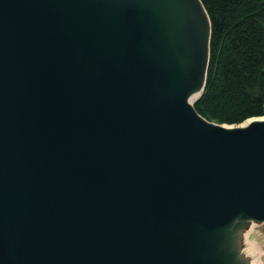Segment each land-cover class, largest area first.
Wrapping results in <instances>:
<instances>
[{"label":"water","instance_id":"water-1","mask_svg":"<svg viewBox=\"0 0 264 264\" xmlns=\"http://www.w3.org/2000/svg\"><path fill=\"white\" fill-rule=\"evenodd\" d=\"M208 18L192 105L156 0H0V264L235 261L221 230L264 222V116L196 110Z\"/></svg>","mask_w":264,"mask_h":264},{"label":"trees","instance_id":"trees-1","mask_svg":"<svg viewBox=\"0 0 264 264\" xmlns=\"http://www.w3.org/2000/svg\"><path fill=\"white\" fill-rule=\"evenodd\" d=\"M212 26L206 86L195 108L209 121L264 116V0H201Z\"/></svg>","mask_w":264,"mask_h":264},{"label":"bare ground","instance_id":"bare-ground-1","mask_svg":"<svg viewBox=\"0 0 264 264\" xmlns=\"http://www.w3.org/2000/svg\"><path fill=\"white\" fill-rule=\"evenodd\" d=\"M156 2L159 15L163 19L165 41L169 43L179 70L188 83V101L193 105L201 93L206 75L210 37L208 14L200 0H156ZM158 44L165 45L162 35L158 37ZM161 56L165 60L164 52ZM263 119L264 117L259 118V120ZM253 120H246L239 127L245 126ZM225 127L233 128L235 126L225 125ZM244 221L251 220H234L231 225L221 230L224 235L219 230L222 236L221 251L227 255L231 251L230 243H237L239 251L235 253L236 259L233 263L231 260L229 264H264L255 258L254 242L249 238L254 224L244 230L242 224ZM252 221L256 223V221ZM233 226L240 229L235 235L231 233Z\"/></svg>","mask_w":264,"mask_h":264},{"label":"rangeland","instance_id":"rangeland-1","mask_svg":"<svg viewBox=\"0 0 264 264\" xmlns=\"http://www.w3.org/2000/svg\"><path fill=\"white\" fill-rule=\"evenodd\" d=\"M227 124V123H223ZM236 125V124H235ZM243 229H249L250 225L254 224V228L252 232L249 234V238L254 242V247H255V258L257 259L258 262H263L264 263V222H256L254 223L252 220L251 221H244L243 223ZM240 229L233 227L232 228V235L234 233H238ZM231 248L232 250L237 253L239 251V247L237 243H231ZM242 264V263H240Z\"/></svg>","mask_w":264,"mask_h":264}]
</instances>
